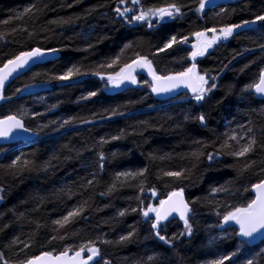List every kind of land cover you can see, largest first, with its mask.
Here are the masks:
<instances>
[{
    "label": "trees",
    "instance_id": "16d2710c",
    "mask_svg": "<svg viewBox=\"0 0 264 264\" xmlns=\"http://www.w3.org/2000/svg\"><path fill=\"white\" fill-rule=\"evenodd\" d=\"M117 2L0 0V33L4 36L0 39V66L18 52L37 46L56 48L61 52L60 58L37 65L12 81L4 91L6 99L0 102V117L27 110L28 115L24 117L27 127L36 129L39 125H47L40 132L42 138L37 141L12 150L0 148V153L4 151L0 155V187L4 189L0 193L3 196L0 199L3 259L15 263L42 251L56 249L59 252L66 244L95 240L101 235L117 241L134 226L136 235L130 241L101 246L104 259L107 257L111 264H153L147 257L159 253L162 255L158 264H199L198 260L207 259L214 253L220 257L240 248L238 258H233L234 264H239L252 252L259 253L261 261L258 264H264V245L260 249H251L239 243L236 232L230 237L221 236L219 232V238L211 244L203 231L209 221L220 224L216 210L226 212L253 199L251 184L264 179V100L254 93L242 92L264 68V48L260 47L264 45V29L257 23L248 30H237L227 41L220 42L198 59L199 71H208L210 76L217 77V87L201 105L190 103L189 99L164 104L167 101L159 100L143 83L150 81L146 76L142 77L139 87L114 93L105 88L104 80L92 74L100 70L96 67L98 64L114 57L129 42L133 43V50L128 51V57H132L134 51L147 55L162 75L181 71L191 64L188 57L189 47L194 43L190 39L191 33L202 26L251 20L255 14L264 11V0L226 1L219 3L220 9L216 8V11L215 4V7L208 6L203 21L194 11L198 0H177L187 5L183 9V18L151 30L143 26L126 27L121 19L114 18L112 10ZM141 2L149 7L160 6L166 0ZM33 5L39 11L25 14V9ZM222 8L227 12L217 16ZM25 28L27 31L23 30ZM171 35H188L189 43L156 54V49ZM73 64L81 65L88 74L71 81L51 79ZM118 67L120 65H114L102 71L110 73ZM49 82L55 86L30 90ZM17 89L21 91L17 92ZM90 91L97 95L82 99ZM185 97L186 94H182L177 99ZM112 110L124 115L112 116ZM189 111L193 115L204 113L207 127L198 121L185 120ZM32 113L42 115L33 116ZM70 118H75L73 123L59 127ZM85 120L91 122H81ZM241 125L254 129L258 141L255 150L246 158L221 154L209 161L208 153L215 154L225 134L235 130L242 135ZM121 130L125 134L120 139H111L119 136ZM102 137L108 140L103 146L97 143ZM246 140L247 137L241 143ZM194 141H203L207 145L198 161L188 157L198 147ZM237 148L233 142V150ZM99 151L105 154L102 171L98 168ZM17 156L33 164L22 170L9 168ZM248 161L256 163L242 171L243 164ZM144 167L148 168L146 191L142 197L145 205L154 198L147 191L153 186L159 199L177 187L185 189L189 200L200 198L192 205L196 213L191 219L194 233L191 238L177 239L174 247L152 235L150 224L138 212L129 211L123 217L118 215L119 211L138 206L135 197L140 195L139 179H130L123 185L117 183L114 191H108L115 173L135 172ZM180 168L189 169L186 179L176 181L162 177V170ZM93 174L95 181L88 185ZM221 185L228 186L235 195L219 193L210 197L211 189ZM246 188L248 191H244ZM85 201L87 204L79 218L59 231L54 230L53 221ZM208 217L211 220L207 221ZM170 233L171 229L168 234L166 231L161 234L170 236ZM53 236L55 240L51 239ZM61 236L66 238L60 239ZM14 240L15 244L12 243ZM25 244L31 247L25 248ZM99 264H103V260Z\"/></svg>",
    "mask_w": 264,
    "mask_h": 264
},
{
    "label": "snow or ice",
    "instance_id": "6c2138e0",
    "mask_svg": "<svg viewBox=\"0 0 264 264\" xmlns=\"http://www.w3.org/2000/svg\"><path fill=\"white\" fill-rule=\"evenodd\" d=\"M209 2L210 0H198V5L194 11L196 13H200L201 17H203L204 10ZM128 4L129 0H118L117 7L114 11L128 25L143 23L147 24L149 28L153 27L154 22L159 24L164 22L166 19L175 20L177 18H183L185 15L183 9L187 7V5L178 3L177 0H170V2L169 0H166V2L160 6L149 7H145L141 0H131L132 7H129ZM213 7H215V5H213ZM33 10L39 11V9H36L35 5H33L32 8L25 9V14L33 12ZM225 12H227V9L222 8L219 13H216V15L219 16L221 13ZM130 13L132 15H129ZM257 23L260 25L261 29H264V11H261L259 14H255L254 18L251 20H242L239 23H226L219 26L205 27L200 31L191 33L190 35L195 38V43L191 45V51L188 52V57L191 59L192 63L190 66L181 71L169 72L162 75L157 72L152 59H149L147 55H141L139 52L134 51L133 56L128 57V51L133 50V43L129 42L125 44L123 48L120 49V52L114 57L106 60L104 63L98 64L96 67L100 70L94 71L92 74L105 81L106 89L109 87L119 89L122 86L127 87L128 85L139 84L140 81L137 80L136 75L137 69L147 70L148 74L151 76V81L145 80L143 83L151 88L152 93H155L156 95L167 94L183 87L191 93L190 98L187 96V93L185 98L189 99L190 103L195 102L196 105H201L212 90L217 87L215 82L217 77L210 76L208 71H199L198 65L195 63L197 57L205 56L209 49H212L220 42L227 41L234 35V33L237 32V30H248L251 25ZM23 30L27 31L26 28ZM31 35L32 33H29V36ZM3 38V34L0 33V39ZM188 43V35H171L166 39L162 47H158L156 49V54L166 52L174 46ZM89 47H92V45H89ZM260 47L264 48V45H261ZM58 51H60V49L42 48L37 46L29 50L20 51L3 62L2 66H0V100L6 99L4 96L5 84L11 77H13V74L19 73V70L24 69L30 62L35 63L37 60L44 58L47 54ZM114 65H120L119 71L110 73L102 71L105 68H112ZM86 74L88 73L83 70L81 65L73 64L62 74L52 76L51 79L58 81H71L74 77ZM36 75H39V73ZM19 91L21 90L17 89V92ZM242 92L254 93L260 97H264V68L259 71L257 79L245 85ZM96 95L97 92L90 91L88 92L87 97H82V99H87ZM52 107L54 108L56 105H52ZM262 111H264V109H262ZM26 115H28V111L23 110L18 113L0 117V137L7 139L12 137L13 133L17 131L29 132L35 136H39L40 132L43 128L47 127V125H39L36 129L27 128L24 122V117ZM32 115L38 116L42 114L32 113ZM111 115H124V113H121L118 110H112ZM74 119L75 118L64 120L59 127L63 128L65 125L73 123ZM184 119L198 121L202 126L207 127L206 115L202 112L193 115L189 111L185 114ZM81 122L90 123L91 121L85 120ZM249 124H251V121ZM240 128L242 135L237 133L235 130H233L231 134H225V139L220 144V148L215 150V154L208 153L207 159L211 161L215 158V156H219L221 154L231 155L237 159L246 158L249 153L253 152L258 143L256 136L253 134L254 129L250 126L246 127L244 125H241ZM124 134V131L121 130L119 136H114L111 139H120ZM245 137H247L246 142L241 143V140H244ZM233 142L238 145L236 150H233ZM97 143L103 146V144L108 143V140L102 137ZM194 143L197 144L198 147L190 152L188 157L198 161L200 156L203 154L202 149L207 145L203 141H194ZM152 158L155 159V157ZM160 159H164V157H160ZM104 161L105 154L103 151H99L98 168L101 171L104 168ZM255 163V161H248L244 163L242 171H247ZM32 164V161L22 160L20 156H17L11 162L9 168L22 170L28 168ZM193 167H195V165H193ZM188 172L189 169L187 168L168 171L162 170V177L173 178L176 181H181L187 178ZM147 174V167L139 169L135 172H117L115 173V180L109 186L108 191H114L117 187V183L123 185L130 179H139L140 183L137 185V188L140 195L135 197L138 201V206L136 208L119 211L118 215L123 217L129 211L138 212L141 217L150 224L152 235L164 242V244L174 247V242L177 239L183 236L190 237L192 235L193 225L191 219L196 214L192 205L198 203L200 198L197 197L192 200L186 199L185 189L183 187H177L168 192L165 198L159 199L158 203H149L145 205L142 197L146 191L145 184ZM94 181L95 174H93L92 180L87 181V184L92 185ZM250 187L255 193V197L253 199L242 206L232 207L224 213H220L219 211L216 213L217 216L221 218L220 224L216 225L217 227L223 228L224 225H228L230 223L238 225L239 231L237 235L242 238H247L246 240H242V243H251V241L255 240L257 236L264 238V179L258 180L256 183L251 184ZM3 191V187H0V193ZM147 191H149L153 197H156L157 189L154 186L148 188ZM244 191H248V189L246 188ZM219 193H224L226 196L235 195V193L228 186L221 185L219 187L212 188L209 196L214 197ZM0 199H3L2 195H0ZM86 204L87 202L85 201L84 204L74 206L67 212L66 215L53 221L52 223L55 226L54 230L59 231L60 229L65 228L66 225L73 223L82 215ZM170 217L173 219L178 217L183 221V231L178 234H173L172 236L162 235V231L166 230L164 222L169 221ZM131 227L133 230L129 231L126 235H121L117 241L107 240L103 238V235H101L97 236L95 240H89L79 246H66L62 251H59L56 254H54L55 249H53V251H42L39 255H32L23 260H18L15 264H92V262L99 264V261H96L97 257L103 260V264H111V261L103 258L101 248L98 245H107L112 243L124 244L130 241L136 235L135 227ZM65 238L66 236L60 237V239ZM51 239L55 240L56 237L53 236ZM12 243L15 244L16 241L14 240ZM24 247L29 248L31 245L25 244ZM239 252L240 248H237L235 252L222 255L219 258L210 261L209 264H225V262H228V264H234L233 258H238ZM262 252H264V250H262ZM161 255L162 254L156 253L148 256L147 259L148 261H152L153 264H158ZM3 257L4 252L0 251V264H9V261L3 259ZM243 264H254V259H247L246 261H243Z\"/></svg>",
    "mask_w": 264,
    "mask_h": 264
},
{
    "label": "rangeland",
    "instance_id": "374dc122",
    "mask_svg": "<svg viewBox=\"0 0 264 264\" xmlns=\"http://www.w3.org/2000/svg\"><path fill=\"white\" fill-rule=\"evenodd\" d=\"M226 1H235V0H210L209 4L208 5H216V7L214 8V10L216 8H219L220 9V4L218 3H222V2H226ZM216 11V10H215ZM55 86V83L53 82H49L47 84H39V85H36L35 87H31L30 90L31 91H37V90H40V87H54ZM184 99H177V100H172V101H167V103H164V104H168V103H174V102H178V101H183ZM19 146V145H18ZM172 191V190H171ZM185 197L187 199V193L185 192ZM158 200H159V197H154L152 198V202L151 203H158ZM219 207V206H218ZM70 211V210H69ZM217 211L219 210H216L215 213H217ZM220 213H224V212H220ZM143 219V218H142ZM207 221L211 220L210 217L206 218ZM209 224H205L204 226V237H206V240L208 241L210 239V243L213 244L217 238H219V232L221 233L220 235L221 236H226V237H230L232 236V234H234L236 232V234L238 233V229L237 228H228V227H217L216 225H218L215 221L212 222V221H209L208 222ZM164 224L166 225V232L168 234V232L170 231L171 229V233H170V236L173 235V230L176 229L175 233L174 234H178L179 231H183V221L178 219V218H175V219H170L169 221H166L164 222ZM171 224H174V226H172ZM178 224V225H177ZM193 233H194V229H193ZM192 233V234H193ZM192 236V235H191ZM188 237V236H183V238L185 239H188V238H191ZM238 237V240H239V243L241 244H245V243H242V240L239 238V235H237ZM87 241H81V242H77V243H74V244H71L72 246H79L83 243H86ZM263 245H264V240H262L261 242H258L257 244H255L253 247H250L251 249H260V248H263ZM66 246H69L68 244L64 245L63 249L66 247ZM100 248H101V252H102V247L104 245H99ZM102 246V247H101ZM247 248V246H246ZM50 251H53V249H50ZM209 252V251H208ZM55 253H58L57 250L55 249ZM107 260H109L107 257H105ZM207 259H203V260H198L197 262L199 264H209L210 261L214 260V259H217L219 258V255L216 253L206 257ZM247 259H254V264H258V262L261 261V257L259 256V253H256V252H252L248 257H244L241 262H239V264H243V261H246ZM101 260V259H100ZM100 260H98L100 262ZM110 261V260H109ZM13 263V262H12ZM15 264V263H14Z\"/></svg>",
    "mask_w": 264,
    "mask_h": 264
},
{
    "label": "water",
    "instance_id": "95a60500",
    "mask_svg": "<svg viewBox=\"0 0 264 264\" xmlns=\"http://www.w3.org/2000/svg\"><path fill=\"white\" fill-rule=\"evenodd\" d=\"M60 56V53L59 52H55V53H49L47 54L44 58L40 59V60H37L35 63H32L30 62L28 66H26L24 69H21L19 70V73L17 74H13V77H11L9 79V81L6 82L5 84V87L8 85L9 82H11L12 80L18 78L19 76L25 74L26 72H28L33 66L37 65V64H41V63H45V62H49V61H52V60H55L56 58H58ZM142 71H147V70H142V69H137V73H140ZM131 85H128L127 87H124L122 86L121 88L119 89H114V90H124V89H127L129 88ZM184 93H190L189 90H186L184 89L183 87L182 88H179V89H176L175 91L171 92V93H167V94H161V95H157L159 100L161 101H169V100H172V99H176L178 96L184 94ZM258 99L260 100H264V97H260L256 94H254ZM40 136H35L33 135L32 133H29V132H23V131H17L15 133H13V136L12 137H9V138H2L0 137V145L2 144H6V145H11V144H23V143H29V142H32V141H35L39 138ZM254 193V191H253ZM254 196H255V193H254ZM186 198V197H185ZM178 218V217H177ZM170 219H173L172 217L169 218ZM179 219V218H178ZM230 226H234L235 228H238V225H235L234 223H230L229 224ZM239 238L241 240H246L247 238H242L239 236ZM264 238H261L259 236L256 237L255 240L251 241V243H249L250 245H255L257 244L258 242H260L261 240H263ZM56 254V253H54ZM71 255V253H70ZM86 255V253H85ZM100 258L97 257L96 258V261H98ZM9 264H14V263H9ZM92 264H95V262H92Z\"/></svg>",
    "mask_w": 264,
    "mask_h": 264
},
{
    "label": "flooded vegetation",
    "instance_id": "af4514ba",
    "mask_svg": "<svg viewBox=\"0 0 264 264\" xmlns=\"http://www.w3.org/2000/svg\"><path fill=\"white\" fill-rule=\"evenodd\" d=\"M117 4H118V2H117ZM219 4V3H218ZM217 5V4H216ZM128 6L129 7H132V5H131V0H129V4H128ZM208 6H211V7H213V5H207L206 6V8H205V10H204V13H205V11H206V9H207V7ZM116 7H117V5H116ZM116 7H114V9L112 10L113 11V15H114V18H116V19H121L117 14H116V12L114 11L115 10V8ZM129 15H132L131 13L129 14ZM205 15H203V17H201V14L199 13V18H200V20L201 21H203V20H205V17H204ZM121 21H122V23H123V25L124 26H126V27H130V28H135V27H138V26H143V27H146L148 30H151V29H155V28H157V27H159L161 24H165V23H168V22H170V21H174V20H169V19H166L164 22H161V23H159V24H157V23H155L154 22V25H153V27L152 28H149L148 26H147V24H143V23H141V24H136V25H128L125 21H123L122 19H121ZM204 26H202L201 27V29L200 30H202V28H203ZM204 29V28H203ZM199 30V31H200ZM191 38V40H193V42L195 43V38L193 37V36H190ZM190 49H191V46L189 47ZM191 51V50H190ZM211 51V49H209L208 50V52L206 53V54H208L209 52ZM59 53H60V56L58 57V58H60L61 57V52L60 51H58ZM205 54V55H206ZM58 58H56V59H58ZM200 58H202V57H197V59H196V61H195V63L197 64V61H198V59H200ZM55 59V60H56ZM149 59H151L150 57H149ZM191 60V59H190ZM53 61V60H52ZM153 61V60H152ZM50 62V61H49ZM45 63H47V62H45ZM45 63H41V64H45ZM191 63H192V61H191ZM154 64V63H153ZM37 65H40V64H37ZM37 65H35V66H37ZM198 65V64H197ZM35 66H33V67H35ZM155 66V65H154ZM32 67V68H33ZM31 68V69H32ZM30 69V70H31ZM29 70V71H30ZM198 70H199V67H198ZM116 71H119V67L117 68V70ZM137 75V80L138 81H142V77L143 76H146V77H148V79L151 81V76L148 74V72L147 71H142V72H140V73H137L136 74ZM15 80V79H14ZM14 80H12V81H14ZM11 81V82H12ZM11 82H9L8 83V85L11 83ZM211 82V81H210ZM7 85V86H8ZM6 86V87H7ZM140 86V83L139 84H135V85H131L129 88H127V89H124V90H114L113 88H111V87H109L108 88V90L109 91H111V92H114V93H120V92H124V91H127V90H129V89H131V88H137V87H139ZM6 87L4 88V91H5V89H6ZM184 94H186V93H184ZM187 94H189V93H187ZM156 95V94H155ZM189 95H191V94H189ZM157 96V95H156ZM208 97V96H207ZM157 98H158V96H157ZM178 98V97H177ZM176 98V99H177ZM189 98H190V96H189ZM159 99V98H158ZM176 99H172V100H176ZM182 99H187V98H182ZM172 100H169V101H172ZM2 100H0V102H1ZM165 102V101H164ZM2 117V116H1ZM25 122V121H24ZM25 126L27 127V125H26V123H25ZM27 128H29V127H27ZM39 136H40V134H39ZM40 138H42V136H40L38 139H40ZM37 139V140H38ZM37 140H35V141H37ZM32 142H34V141H32ZM29 143H31V142H29ZM23 144H28V143H23ZM23 144H20V145H23ZM19 144H11V145H6V144H2V145H0V148H4V147H8V149L7 150H12V149H14V148H16L17 146H18ZM4 153V151L3 152H1L0 153V155L1 154H3ZM252 192H253V190H252ZM253 195H254V193H253ZM255 197V196H254ZM227 226H229V227H232V228H235L234 226H230L229 224L227 225ZM264 240V239H263ZM262 241V240H261ZM260 241V242H261ZM248 247L250 246V247H253L254 245H250L249 243H245ZM100 260V259H99ZM9 263H12V262H9Z\"/></svg>",
    "mask_w": 264,
    "mask_h": 264
},
{
    "label": "bare ground",
    "instance_id": "6f19581e",
    "mask_svg": "<svg viewBox=\"0 0 264 264\" xmlns=\"http://www.w3.org/2000/svg\"><path fill=\"white\" fill-rule=\"evenodd\" d=\"M20 145V144H19Z\"/></svg>",
    "mask_w": 264,
    "mask_h": 264
}]
</instances>
